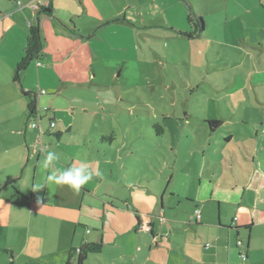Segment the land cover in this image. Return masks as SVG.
Returning a JSON list of instances; mask_svg holds the SVG:
<instances>
[{
	"label": "crops",
	"instance_id": "0c3cea01",
	"mask_svg": "<svg viewBox=\"0 0 264 264\" xmlns=\"http://www.w3.org/2000/svg\"><path fill=\"white\" fill-rule=\"evenodd\" d=\"M41 6L52 7L53 14L43 13L39 17ZM187 14L183 0H0V235L14 239L13 245L12 241L5 244L12 253L35 247L37 252L27 255L42 258L45 250L51 248L50 240L55 246L60 245V238L67 234L62 222L67 213L76 210L77 203L84 202L87 196H97L111 217L115 232L130 233L133 240L134 233L146 230L140 224L148 217V232L154 235L155 245L148 243L145 247L151 252L144 257L145 264H176L178 260L182 264H197L199 258L208 260L206 264H233L240 261L242 252L246 253L245 259L250 257L254 217L264 222V207L252 208L254 201L261 198L264 202V168L260 170L254 156L243 163V153L238 150L232 151L231 157L213 150L217 156L214 168L210 157L201 161L197 156L198 171H189L190 162L183 165L200 178L197 194L168 187L161 191L149 182L146 195L159 200L152 211L149 204L137 201L144 195L140 189L134 191L136 181L121 178L101 190L106 182H111V175L105 170L102 174L101 170L103 165L108 167L106 162L110 159L99 157L101 149L88 144L91 122L115 116V94L122 96V89L128 87L132 65L141 67L142 60L147 61L149 55L159 62L169 57L168 49L164 54L147 46V51L142 40L147 42L149 37L158 36L168 44L176 38L190 41L191 37L205 34V30L201 35L186 34L192 31ZM39 19L44 47L36 62L33 59L21 70L17 82L14 75L25 55L30 26ZM259 74H264V68L259 69ZM28 90L35 95L39 110L35 126L30 124L31 97L25 92ZM51 120L56 121L54 128L50 126ZM219 120L220 125L224 124V119ZM255 124L259 134L261 124ZM4 125L8 129L3 130ZM215 129L211 127V136ZM169 131L178 160L182 131L173 126ZM227 132L226 141L235 140V131ZM95 136L101 141L114 139L101 133ZM218 140V148L223 147ZM244 148L251 154L249 146ZM49 152H55L59 159L52 169H45L42 161ZM202 152L206 157L207 150ZM168 159L177 168V160ZM73 164H87L100 175L79 193L68 185L47 183L50 171L66 170ZM171 177L168 186L174 183V170ZM192 184L194 178L189 186ZM139 185L145 187L146 183ZM185 199L194 204L195 210L201 208L199 221L195 215L188 218L168 213L177 206L176 202ZM236 207L240 208V216ZM49 217L61 221L54 224L53 230L46 224ZM244 230H249L247 240ZM238 239L243 241L242 245ZM76 248H64L62 253L68 255H63L60 264H66Z\"/></svg>",
	"mask_w": 264,
	"mask_h": 264
},
{
	"label": "rangeland",
	"instance_id": "374dc122",
	"mask_svg": "<svg viewBox=\"0 0 264 264\" xmlns=\"http://www.w3.org/2000/svg\"><path fill=\"white\" fill-rule=\"evenodd\" d=\"M188 1L203 17L205 34L191 37L190 41L176 38L168 44L158 36L149 37L147 42L142 40L147 51V46L151 51L158 50L164 54L168 49L169 57L164 56L166 59L159 62L149 55L147 61L142 60L141 67L134 63L128 73V87L122 89V96L115 94V116L91 122L93 126L88 144L101 149L99 157L110 159L106 162L108 167L103 165L101 170L102 174L105 170L111 175L112 178L108 179L111 182H106L101 190L121 178L136 181L134 191L140 189L144 195L137 201L149 204L152 211L159 205V200L146 195L149 182L161 191L168 187L197 194L200 188V178L194 174L198 171L197 156L201 161L210 157V165L214 168L217 156L213 150L230 157L232 151L238 150L243 153V163L247 162L246 158L254 156L260 170L264 168V74H259V69L264 68V0ZM214 118L225 122L214 128L211 136L208 121ZM33 121L38 123V119L30 120ZM255 123L261 124L259 134ZM156 124L162 125L166 132L158 135ZM171 126L182 131L183 135L180 137L178 160L177 149L172 150ZM8 127L4 125L2 129ZM229 129L235 131L236 137L227 142L225 136ZM96 133L106 137L112 135L114 139L101 141ZM215 138L223 142V147L219 145L218 148ZM245 146H249L251 154H247ZM204 150L208 152L206 157L203 156ZM93 154L98 157L96 152ZM168 158L177 160V168ZM186 162H190L188 169L193 168L194 173L183 168ZM173 170L174 183L168 186ZM192 178L195 184L189 186ZM143 183H146L145 187L139 185ZM86 198L84 202L80 200L77 203L76 210L67 213L65 221L62 220L67 234L60 238V245L55 246V242L50 240L51 248L45 250L42 258H29L27 255L36 253L35 247L28 249L27 253L22 248L15 254L8 252L6 248L11 247L6 245L14 239L0 235V264H60L65 256L62 253L64 248L79 247L86 240L103 241L104 246L99 253L87 254L85 264H145L144 257L151 253L145 247L148 243L155 245L154 235L142 230L134 233L133 240L130 233L115 232L103 202L97 196ZM260 200L254 201L252 208L264 207ZM175 204L177 206L168 213L188 218L195 215L192 202L185 199ZM241 209L245 210V207ZM236 210L240 216V208L236 207ZM254 218L256 223L250 233L251 255L244 259L239 254L240 261L233 264H264V222L256 216ZM58 222L49 217L46 224L53 230ZM243 237L247 240L249 230L243 231ZM140 245H145L144 249L141 250ZM78 255L75 251V259ZM171 261L176 262L174 259ZM198 261L197 264H206L208 260L199 258ZM176 264L182 263L178 260Z\"/></svg>",
	"mask_w": 264,
	"mask_h": 264
},
{
	"label": "trees",
	"instance_id": "16d2710c",
	"mask_svg": "<svg viewBox=\"0 0 264 264\" xmlns=\"http://www.w3.org/2000/svg\"><path fill=\"white\" fill-rule=\"evenodd\" d=\"M187 6L188 14L187 19L189 24L192 27V31L186 32L189 36L194 35H201L203 31L205 30V22L201 15H198L192 6V4L188 0H183ZM53 14V8L52 7H45L41 6L38 12V16L40 17L41 14ZM44 47V38H43V32H42V26L40 23V19L36 24H33L30 26V31L27 39V45L25 48V55L22 57V59L19 61L17 65V70L14 75V80L19 82L20 81V72L24 68L27 67V65L33 60L40 56L42 49ZM28 96L31 97V100L29 102V111L32 115L36 109H37V101L36 97L31 91H25ZM211 125V127L214 129L218 127L222 121L219 119H211L208 121ZM155 127L157 128V132H163L164 127L160 124H156ZM1 183H0V191H1ZM140 220V219H139ZM104 246L103 241H86L84 242L80 247L74 249V251H78V257L73 261L74 254L73 252L69 255V257L66 260V264H85L87 254L89 253H99L102 251V248ZM6 250L10 253H12V250L6 248ZM76 261V262H75Z\"/></svg>",
	"mask_w": 264,
	"mask_h": 264
},
{
	"label": "clouds",
	"instance_id": "9594fccd",
	"mask_svg": "<svg viewBox=\"0 0 264 264\" xmlns=\"http://www.w3.org/2000/svg\"><path fill=\"white\" fill-rule=\"evenodd\" d=\"M59 159L55 152H49L42 161L45 169H52L54 163ZM100 175L90 169L87 164L76 166L73 164L66 170H53L47 176V183H55L57 185H68L74 191L79 193L84 185L93 180L95 176Z\"/></svg>",
	"mask_w": 264,
	"mask_h": 264
},
{
	"label": "built area",
	"instance_id": "2783aa9c",
	"mask_svg": "<svg viewBox=\"0 0 264 264\" xmlns=\"http://www.w3.org/2000/svg\"><path fill=\"white\" fill-rule=\"evenodd\" d=\"M41 62L39 61L38 62V64H40ZM40 92L41 93H44L45 92V90L44 89H40ZM39 115V110H38V107H37V109H36V111L31 115V120H34V118L36 117V116H38ZM30 124L32 125V126H35V125H37V123L36 122H30ZM50 126L52 127V128H54L55 126H56V121L55 120H51V122H50ZM148 218V217H147ZM146 218V220H145V222H142L141 224H140V226H141V228H143V229H146V230H150L151 229V227H150V221L148 220ZM160 219H164L163 217H160ZM201 219V211H200V209L199 208H196V210H195V220L196 221H199ZM238 244L239 245H242L243 244V241L241 240V239H238ZM241 255L243 256V258L245 259L246 258V253H244V252H242L241 253Z\"/></svg>",
	"mask_w": 264,
	"mask_h": 264
}]
</instances>
